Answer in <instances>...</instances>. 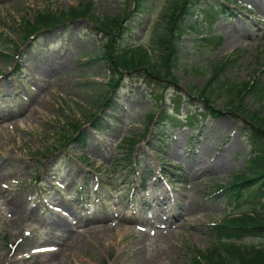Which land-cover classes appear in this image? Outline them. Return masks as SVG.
Returning a JSON list of instances; mask_svg holds the SVG:
<instances>
[{
	"label": "rangeland",
	"instance_id": "374dc122",
	"mask_svg": "<svg viewBox=\"0 0 264 264\" xmlns=\"http://www.w3.org/2000/svg\"><path fill=\"white\" fill-rule=\"evenodd\" d=\"M172 1L143 0L137 12L134 0H0V264H190L191 251L210 246L208 224L236 210L218 186L247 169L248 118L228 104L224 80L211 86L209 81L213 65L230 59L226 80L238 86L258 80L264 88V0H211L224 10L230 8L227 2H237L242 12L221 15L211 40L204 39L203 29L183 38L176 82H155L138 72L114 91L106 62L99 59L107 39L93 18L32 37L22 30L39 10L60 12L88 3L96 17L122 19L128 13L126 44H140L156 59L154 37ZM252 1L253 11L243 8ZM197 20L202 19L192 22ZM237 26L245 31L236 32ZM105 95L109 104L98 108ZM244 101L264 118V98L245 95ZM206 106L220 114L195 125L184 120ZM96 110L106 125L101 131L92 129L93 119L85 115ZM78 118L87 144L61 146L62 133ZM132 136L140 141L129 164L122 152ZM221 155L225 165L218 170ZM207 166L214 170L200 183L192 176L187 180V174L201 175ZM182 176L186 183L179 182ZM82 187L84 194L77 192ZM164 196L169 201L160 206ZM180 200L194 206L170 228L175 233L156 229L155 221L171 216ZM242 243L264 247V238Z\"/></svg>",
	"mask_w": 264,
	"mask_h": 264
},
{
	"label": "trees",
	"instance_id": "16d2710c",
	"mask_svg": "<svg viewBox=\"0 0 264 264\" xmlns=\"http://www.w3.org/2000/svg\"><path fill=\"white\" fill-rule=\"evenodd\" d=\"M202 2L207 5L203 8L202 19L204 20L193 25L190 17L197 13L200 14L199 9ZM142 3L143 0H138V12ZM170 6L171 9L165 16L162 31L156 33L154 37L153 52H159L156 59L153 57L155 54L153 55L141 45L126 44L128 40L125 41L123 37L131 30L124 24L123 19L112 16L94 17L96 28L107 39L99 59L106 62L107 70L110 72L111 77L108 81L110 88L114 90L116 85L127 76L138 72L144 74L143 76L147 79L158 80L155 82H168V80L176 82L174 69L178 60L177 45L184 36L194 34L197 28L207 29L215 21L217 15L222 14L221 9L214 6L211 0H173ZM91 9L90 4H87L82 9L72 8L60 12L37 11L35 20H25L22 30L26 37L50 30L60 31L78 18H87ZM11 41L15 43L14 40ZM229 62H219L213 66L209 86L215 81L222 83L224 80L230 95L228 104L236 108L238 112L247 115L248 122L244 130L249 145L252 147L247 164L250 171L248 174L242 172L229 185L219 187V190L228 196L232 204L235 203L237 212L228 214L221 223L208 226L212 238V249L192 256L190 264H264V248L248 247L247 249V246L237 245V242L247 238H264V118H261L259 112L251 111L244 101L245 95H252L256 100H262L264 88L260 87L258 80L240 86L230 83L223 77L224 71L230 65ZM206 92L207 87L200 94L206 96ZM107 98V95L103 96L97 104L98 107H105ZM177 98L181 97L177 96ZM159 99L161 104L165 96L161 93ZM206 110L200 115L206 117L211 113L217 117L220 114L218 110L208 106ZM92 115L97 114L95 112ZM196 116H191L188 120L196 122L198 121ZM68 126L69 129L62 134L61 146L70 142L85 145V130H82L81 122L74 120ZM92 127L97 130H103L106 127L102 123L101 116H96ZM134 142L130 140V149Z\"/></svg>",
	"mask_w": 264,
	"mask_h": 264
},
{
	"label": "bare ground",
	"instance_id": "6f19581e",
	"mask_svg": "<svg viewBox=\"0 0 264 264\" xmlns=\"http://www.w3.org/2000/svg\"><path fill=\"white\" fill-rule=\"evenodd\" d=\"M242 31H245V28L241 27V26H237L236 32H242ZM224 125L225 124H221V126H223V127H224ZM192 154H193V152L190 153V155H192ZM224 162H225V160H224L223 156L222 155L219 156V158H218V160L216 162V167H218V170H220L221 168L224 167V165H225ZM203 164L204 163H202V165ZM213 170H214V167L207 166L206 170L201 175L199 173H197V172H195L193 174H187V180L189 181L190 177L192 176V178H194L195 182L200 183L201 179H203L205 177V175H207L208 172H212ZM182 180L183 181H179V182L185 183L184 182L185 181V176H182ZM147 194H149L148 191H147ZM157 198L158 197H155V200ZM160 200H161V202L164 205H167V202L169 201L167 196H164L163 199H160ZM193 206H194V203L188 205L183 200H180L177 203V205H176V207H175V209L173 211V214L171 216H169L166 221L157 224V227L162 229L163 231H170V228H175L176 225L178 224V222H180L183 219H185L186 213L188 211L192 210ZM147 222H149V220ZM130 223H133V221L130 222ZM170 232H171V236L175 233L174 230H171Z\"/></svg>",
	"mask_w": 264,
	"mask_h": 264
}]
</instances>
